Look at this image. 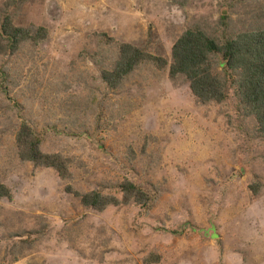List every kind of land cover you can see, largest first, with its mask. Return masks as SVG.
Instances as JSON below:
<instances>
[{
	"label": "rangeland",
	"instance_id": "obj_1",
	"mask_svg": "<svg viewBox=\"0 0 264 264\" xmlns=\"http://www.w3.org/2000/svg\"><path fill=\"white\" fill-rule=\"evenodd\" d=\"M9 9L15 25L48 36L0 56V180L13 192L0 200V264H264V132L236 89L204 104L169 66L141 63L116 88L101 74L117 43L170 62L189 27H264V0H16ZM23 121L43 152L67 160L69 179L20 158ZM126 180L153 196L149 211L97 210L66 191L121 198Z\"/></svg>",
	"mask_w": 264,
	"mask_h": 264
},
{
	"label": "trees",
	"instance_id": "obj_2",
	"mask_svg": "<svg viewBox=\"0 0 264 264\" xmlns=\"http://www.w3.org/2000/svg\"><path fill=\"white\" fill-rule=\"evenodd\" d=\"M15 1L9 0L3 8L0 56L15 54L25 44L41 42L48 36L45 27L32 29L15 25L9 9ZM227 18L222 17L224 20ZM99 36L102 43L114 45L116 42L106 34ZM117 45L119 54L114 64L101 70L102 79L109 87L120 86L141 63L151 62L161 68L169 66L170 77L184 76L196 99L204 104L225 102L229 86L234 87L240 109L246 115L253 116L264 132V27L237 33L224 30L220 35L209 33L199 26L189 27L174 43L170 62L130 43ZM7 79L8 73L2 67L0 84L4 88ZM16 142L22 160L54 168L61 178L69 179L67 160L59 154L43 152V138L28 122L20 124ZM118 188L121 198L99 190L81 193L70 185L66 191L79 197L84 206L97 210L129 203L138 205L145 212L150 210L153 196L141 184L126 180ZM12 196L11 188L0 180V200L11 199Z\"/></svg>",
	"mask_w": 264,
	"mask_h": 264
}]
</instances>
